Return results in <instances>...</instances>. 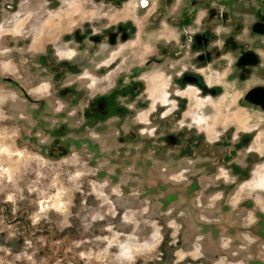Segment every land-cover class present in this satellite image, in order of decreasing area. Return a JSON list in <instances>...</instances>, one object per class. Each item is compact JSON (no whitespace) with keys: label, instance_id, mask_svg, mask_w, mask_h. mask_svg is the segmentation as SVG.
I'll return each instance as SVG.
<instances>
[{"label":"rangeland","instance_id":"374dc122","mask_svg":"<svg viewBox=\"0 0 264 264\" xmlns=\"http://www.w3.org/2000/svg\"><path fill=\"white\" fill-rule=\"evenodd\" d=\"M139 6L0 0V264H264V111L240 103L243 88L222 79L226 69L204 70L220 93L195 95L188 83L180 99L166 89L163 66L145 67L131 136L129 126L80 128L88 99L118 78L125 85L155 52ZM129 15L139 33L127 41L128 61L100 86L105 77L87 70L84 48L74 54L79 39L64 35ZM50 49L87 69L55 73L38 60ZM61 73L69 95L58 93ZM184 99L171 125L152 120L157 104L170 113Z\"/></svg>","mask_w":264,"mask_h":264},{"label":"flooded vegetation","instance_id":"af4514ba","mask_svg":"<svg viewBox=\"0 0 264 264\" xmlns=\"http://www.w3.org/2000/svg\"><path fill=\"white\" fill-rule=\"evenodd\" d=\"M108 1H113L120 6L123 0ZM137 2L140 6L135 7L133 12L138 14L141 11L147 14L148 18L144 29L150 36L149 43L153 46L156 45L153 49L155 52L142 65L132 67L128 75L129 80L125 85H123V80L118 78L113 82L109 92L88 99L89 104L83 109V120L80 121L82 130L90 126H106L107 129L112 125L129 126L125 135L126 137L131 136L132 132L137 129L135 125L138 126L136 119H133L137 110L135 96L144 87L138 76L143 68H149L155 64L166 69L165 82L167 86L169 85L166 89L180 99L181 97L186 98V96H180L177 92L186 89L189 84L197 87L189 86L192 90L191 93L195 95L199 94L205 97L208 94L213 96L220 93L221 83L206 81L204 70H206V66L210 65L215 68V73L226 69L222 79H226L229 84H232L231 89L238 86L243 88L239 97L240 103L264 111V0L255 2L254 8L242 6L244 1H241V5L232 7L231 4L234 2L232 0H137ZM202 8L205 10L206 18L201 13ZM104 17L107 21L111 19L107 15ZM135 20L133 16L129 15L126 18L113 20V22L105 23L104 21L98 32L92 31L91 25L87 23L81 30L82 32L77 30L73 35H64L65 39L71 43L74 37L79 39L80 47L76 46L74 54L78 55L79 50L84 48L85 59L89 61L87 65L91 66L93 70H90V67L85 69L96 72V75L100 74V78L105 77V81L100 86H109V75L115 74V70L128 61L130 54L125 56L128 47L127 41L132 35L135 36L139 33ZM62 22L61 24H63ZM51 47L52 49L56 48ZM52 49L48 50L45 58L38 57V60L43 63L41 60L47 59L51 62L50 64L56 66L58 71L56 69L54 72L57 74L66 68L71 71H79L78 74L81 76L80 72L85 69L82 70L79 67L74 56L70 61L66 60L68 63H63L60 60L59 62L54 59L57 55L56 51L52 55ZM96 58L99 59V62L94 65ZM60 63L66 66L60 68ZM62 76L64 74L61 73V77L55 83L56 85L61 84V89L58 91L60 95L68 94L72 89L71 85L67 86ZM8 81H12V79ZM24 94L30 100L28 93ZM116 94L125 95V99L122 98V95L120 98L116 97ZM113 95L115 98H112ZM73 98L67 97L70 103L74 102ZM37 100L34 99V102ZM128 102L130 103L128 104ZM184 105L185 99L173 107L170 113H167L168 108L157 104L150 116L152 120L159 121L160 126H169L171 122L181 116ZM201 120L205 122L208 118ZM150 123L153 122L150 120ZM211 132L206 127V133L210 134ZM243 138L248 140L250 136L243 135L241 139Z\"/></svg>","mask_w":264,"mask_h":264},{"label":"water","instance_id":"95a60500","mask_svg":"<svg viewBox=\"0 0 264 264\" xmlns=\"http://www.w3.org/2000/svg\"><path fill=\"white\" fill-rule=\"evenodd\" d=\"M10 79H11V77H6V78H5V80H10Z\"/></svg>","mask_w":264,"mask_h":264}]
</instances>
